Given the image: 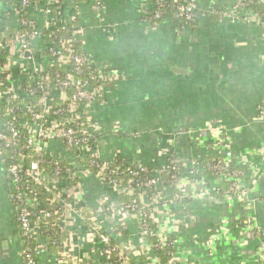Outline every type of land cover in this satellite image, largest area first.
<instances>
[{
  "label": "crops",
  "instance_id": "obj_1",
  "mask_svg": "<svg viewBox=\"0 0 264 264\" xmlns=\"http://www.w3.org/2000/svg\"><path fill=\"white\" fill-rule=\"evenodd\" d=\"M100 1L101 11L93 0L61 2L56 10L63 37L108 69L109 79L103 88L107 98L102 95L99 100L103 104L109 101L111 106L92 111L97 120L92 124L101 133V156L159 168L170 159L181 163L221 156L229 144L232 166L247 174L245 196L239 201L214 193L221 183L216 177L206 180L205 188L195 179H186L180 190L189 195L201 188L211 191L187 198L185 209L175 206L170 215L156 212L154 231L175 240L177 260L183 263L260 264L264 240V111L258 108L264 106L261 29L243 21L233 24L199 18L179 35L176 29L180 21L174 13L154 27H145L143 16L150 12L152 0ZM196 1L200 9L211 7L212 0ZM15 2L0 1V26L19 27L20 10ZM217 2L219 7H228L234 0ZM37 6L43 11L45 3L39 0ZM35 19L42 28L44 15L38 13ZM41 44L37 41L34 50ZM160 128L175 133L167 138ZM135 131L142 135L132 136ZM48 147L65 156L62 143ZM80 181L79 198L84 206L97 216L104 204L119 211L125 230L123 237L114 239L118 250L136 258V264H164L125 212L124 203L94 175L84 173ZM11 190V179L0 161V264H24ZM65 218L64 245L69 256L95 263L99 250L86 233V222L73 210H67ZM239 222L249 223L242 228ZM129 244L133 245L131 251ZM48 261L45 256L38 264Z\"/></svg>",
  "mask_w": 264,
  "mask_h": 264
},
{
  "label": "built area",
  "instance_id": "obj_2",
  "mask_svg": "<svg viewBox=\"0 0 264 264\" xmlns=\"http://www.w3.org/2000/svg\"><path fill=\"white\" fill-rule=\"evenodd\" d=\"M38 1L16 0L15 3L20 10L19 26L26 28L16 36L8 37L3 32L0 33V48L4 47L14 53L13 59L10 57L11 60L6 65L0 66V161L11 179L10 199L16 210L20 256L23 263L38 264L40 258L45 256L50 260L48 264H68L72 260L75 264L82 260L72 259L64 245L67 240L65 212L73 210L77 217L86 222H84L87 224L86 233L98 247L100 258L95 263L130 264V258L114 244V239L122 235L124 230L117 208L104 204L99 211L100 215L97 216L90 207L84 206L85 203L79 198L80 180L84 173L90 174L85 167L87 164L88 168L97 169L95 175L97 180L102 186L106 184V189H110L114 194L127 190L124 184L117 183L113 177L119 174L120 170L126 171L133 179H138L140 185L155 189L157 192L150 196L144 191L141 192L142 202L131 201L125 205V212L136 220L138 230L144 238L151 234L158 236L159 241L154 245L150 244V247L167 249L168 264H187L177 260L179 250L174 242L169 241L167 234L152 230L149 219L154 218L153 214L159 212L158 205L173 202L182 204L186 198L192 196L180 190L179 184L184 173L194 175L195 171L202 167L210 177H216L220 182L227 181L229 184L223 188L219 183L214 188V193L227 197L234 196L237 199L243 198L246 194L243 183L247 177L246 172L232 166L233 150L229 144L226 146L225 158L205 162L199 159L190 173L186 172L189 165L175 159H170L154 173L149 166L135 165L119 158H101L98 147L94 149L90 147L95 135L91 133V128L83 117L90 102L102 97L104 85L109 79L108 69L103 64L95 63L88 54L78 53L76 43L62 35L59 13L56 10L58 3L76 0H40L45 3L43 11L37 10ZM93 1L97 10L101 11L102 2ZM151 2L153 5L151 4L150 8L155 9L143 16L146 28L154 27L162 18L174 13L179 18L178 29L182 32L190 29V25L199 18H209L214 22L233 24L243 21L260 28V36L264 35V11L251 7L254 4L264 6V0H234L228 7H219L217 0H212L211 7L206 10L200 9L196 0ZM38 13L44 15L42 28L35 19ZM51 38L53 41H49ZM39 40L42 41L41 47L34 50V45ZM27 51L30 52V57L25 55ZM55 65L66 67L67 75L63 76L57 72L51 79L49 70ZM86 73L89 78L80 77ZM76 74L79 77H76ZM31 82L35 85L31 86ZM38 95L41 97L36 100L35 97ZM55 98L63 101L65 105L54 106ZM18 100L27 101L23 111L14 107ZM258 108L264 111V106ZM19 111L22 113L20 117L16 115ZM262 123L264 125V119ZM141 135L139 132L138 136ZM225 139L229 140L227 134ZM97 141L98 139L96 143ZM54 142L64 144L71 151L78 148V151L69 154L64 161L73 166L74 163L83 165L84 168L77 170L74 167L73 171L72 168L63 166V159L48 147V144ZM19 145L20 149L13 148ZM30 150L34 151L36 157L29 153ZM114 162L118 164L115 168L111 167ZM165 174L170 175L168 186L165 185L167 181L163 177ZM199 183L203 184L204 181ZM32 184L42 187L44 196L51 203L59 204L60 208L54 212L49 210L37 195H33ZM169 188H175L179 192L172 194ZM88 211L96 215L92 223L86 221ZM239 223L243 228L249 222ZM52 225L66 235L63 248L58 253L49 250L50 247H57V242H48L45 236V232ZM255 228L258 234L262 235L260 227ZM101 229L107 233L101 232ZM128 248L133 250V245L129 244ZM259 254L260 263L264 264V240L261 242ZM115 255L120 263L113 262Z\"/></svg>",
  "mask_w": 264,
  "mask_h": 264
},
{
  "label": "trees",
  "instance_id": "obj_3",
  "mask_svg": "<svg viewBox=\"0 0 264 264\" xmlns=\"http://www.w3.org/2000/svg\"><path fill=\"white\" fill-rule=\"evenodd\" d=\"M16 1V0H14ZM171 0H166L167 3H169ZM152 4V2H151ZM153 5V4H152ZM252 8L254 9H260L261 11H264V6H261V5H258V4H254L251 6ZM153 9L155 8H150V11H152ZM29 17V15H28ZM26 27L24 26H19L18 28H5V27H2L0 26V33L3 32L5 36H16L18 35L21 31H23ZM46 33H49V32H46ZM49 41H53V39H49ZM77 48V52L80 53V54H85L84 52H82L81 50H79V46H76ZM14 55V53L10 52V50L4 48V47H1L0 48V66L1 65H6L10 60L9 58ZM66 70L67 68L64 67V66H58V65H55L53 67H50V70H49V76L51 79L54 78L55 76V73L59 72L61 73L63 76L67 75L66 74ZM77 75V74H76ZM76 77H79L78 75ZM81 78H84V79H87L89 78L88 74H82L80 76ZM31 86L35 85V83L31 82L30 83ZM98 85H101V84H95V86H98ZM26 86H24L25 88ZM40 95L36 96L35 99L36 100H39L40 99ZM26 104H27V101H22V100H18L17 102H15V105L14 107L16 108H19L21 109V111H23L26 107ZM53 104L54 106H58V107H61L63 105H65V103L61 100H59L58 98H55V100H53ZM16 115L18 117H20L22 115V113L19 111L16 113ZM17 122H19L17 120ZM16 122V123H17ZM96 139H98V136H93V140L91 141V145L90 147L92 149L96 148L97 147V143H96ZM64 146V149H63V153L65 154L62 155V154H57V156L59 157H62L64 156L66 159L68 157L69 154L75 152L76 150L78 151V148H75L73 151L71 150H68L67 146ZM15 149H20L21 148V145L17 146V147H13ZM29 153H31L32 155H35L34 151L33 150H30ZM120 159V158H119ZM219 159H222L221 156H217V157H208L207 159L205 160H202V162H205L206 160H209V161H213V160H219ZM62 164L63 166H68L70 168L73 169V171L75 170L74 169V166L69 164L68 161H64L62 160ZM115 166H118V164L116 162L112 163L111 164V167L115 168ZM85 167L87 170H89L90 174L91 175H96L97 173V169L96 168H88L87 167V164H85ZM81 172V171H79ZM115 178V180L117 181V183L119 184H124L125 187L127 188V190H124L120 193H117V194H114L116 196V198L120 201V203H124V206L128 203H130L131 201L133 200H136L138 203H141V198H140V195H141V192H146L147 195H153L155 194L157 191H155V189L153 188H148V187H144L142 185L139 184V180L138 179H133L126 171L124 170H120V173L119 174H116L113 176ZM165 179H167L165 185L168 184V180L170 178V175L169 174H165L163 176ZM168 186V185H167ZM227 186H229L228 182L227 181H222L221 182V187L223 188H226ZM32 187V192H33V195H37L38 198L42 201V203L49 209L51 210L52 212L58 210L60 208V205L59 204H56V203H51L49 199H47V197L44 196V192L42 190V187L38 186V185H34L32 184L31 185ZM103 188L106 189L107 186L106 184H103ZM170 189V192L173 194L174 192H179L177 189L175 188H169ZM187 200V198L185 199ZM86 221L88 223H92L94 221H92L93 218L96 217L95 214H86ZM153 219L154 218H150L149 219V223H150V228L152 230H154V223H153ZM44 231H46V229H43ZM101 232L103 233H107V231H105L104 229H101L100 230ZM45 236L48 238V242H53V241H56L57 242V247H50V251H52L53 253H58L59 251L62 250L63 248V244H64V241L66 240V235L61 232L56 226L52 225L51 228H49L48 231L45 232ZM167 237L169 238V241L171 243H173L175 240L167 235ZM146 239L150 242V244L154 245L155 243H157L159 240H158V236L155 235V234H151L150 236L146 237ZM154 250V253L155 255L157 256V258H159L161 260L162 263L164 264H168L169 260H168V250L167 249H163V248H157V247H154L152 248ZM136 258H131L130 259V263L131 264H136ZM113 262L114 263H120V260L118 259V257L115 255L113 256ZM68 264H74L73 260L71 262H69ZM75 264H98V263H93L91 261H88L87 259H82L80 261H77V263ZM261 264V263H260Z\"/></svg>",
  "mask_w": 264,
  "mask_h": 264
},
{
  "label": "rangeland",
  "instance_id": "obj_4",
  "mask_svg": "<svg viewBox=\"0 0 264 264\" xmlns=\"http://www.w3.org/2000/svg\"><path fill=\"white\" fill-rule=\"evenodd\" d=\"M176 31H177V34L179 33V35L182 33V31H179V29H176ZM11 59H13V58H11ZM10 59V60H11ZM108 91H112L111 89H108L107 90V92ZM103 95V97L104 98H107V97H105V94L103 93L102 94ZM107 95H108V93H107ZM109 96V95H108ZM112 98H114V97H112ZM99 100V99H98ZM98 100L96 101V100H94L93 102L91 101L90 102V104H89V107H88V110L84 113V120H86V122L88 123V125H89V127L91 128V133L93 134V135H96V136H98V138H99V135H101V133H100V130L96 127V126H94L93 124H95L96 125V122H97V120L95 119V117L93 116V114H92V111H93V109H95L96 107H98L97 109H102V107H109V106H111V105H109V101H107L106 103H101V101L100 102H98ZM109 100V99H108ZM95 120V123H94V120ZM93 123V124H92ZM160 130H162V132H164V134H166L167 136V138H170V136H172L173 134L172 133H175L174 131H167V130H165V129H163V128H160ZM138 135H139V132L138 131H135L133 134H132V136H134V137H138ZM115 136H117V135H115ZM97 147L98 146H100V143H99V141H97ZM99 153L101 154V152H100V150H99ZM221 156H223L224 157V153H222L221 154ZM101 157V156H100ZM63 160H66V158L64 157V156H62L61 157ZM101 158H103V159H105L103 156L101 157ZM225 158V157H224ZM226 159H228V158H226ZM197 160H199V159H191V160H187V161H185V162H183V164L184 163H186L187 165H189V167L187 168V170H186V172L187 173H190V171L192 170V168H194L195 166H196V162H197ZM185 165V164H184ZM160 168V167H159ZM159 168H152L153 169V171H154V173H156L155 171H157V169H159ZM208 173H205V170H202V167L200 168V169H197L196 171H195V173H194V175H190V174H186V173H184L183 174V177H182V179L180 180V184H179V187L181 188V185L182 184H184L185 183V180L186 179H195V180H197V183H199V182H203L204 181V183L203 184H201V183H199L202 187H204L205 188V186H208V183H206V180L207 181H210V175H207ZM99 183H100V181H99ZM244 183V187H245V189L247 188V186L248 185H246L245 184V182H243ZM204 188H201L198 192H197V194H191L192 196H194V195H203L202 193L204 192L205 194H204V196H206L211 190V188L210 189H207V191L206 190H204ZM108 190H110V189H108ZM108 192H112L111 190L110 191H108ZM113 193V192H112ZM222 195V194H221ZM225 196V195H224ZM230 196V195H229ZM241 198V197H240ZM240 198H237L238 200H240ZM175 206H180V208H183V209H185V206H184V203H182V204H179L178 202H173V203H171V204H166V205H164V204H160V205H158V208H157V210L159 211V213H164L165 215L167 214V215H170V213H171V209H173V208H175ZM155 215H156V213H154L153 214V216L155 217ZM133 219V218H132ZM134 220V219H133ZM135 222H136V220H134ZM137 224V223H136ZM256 226H258V225H256ZM125 230V229H124ZM127 230V229H126ZM124 232V231H123ZM140 233V232H139ZM118 237H123V235L121 236H118ZM130 237V236H129ZM127 238H128V236H127ZM128 239H130V238H128ZM125 242H127V241H125ZM131 251V250H130Z\"/></svg>",
  "mask_w": 264,
  "mask_h": 264
},
{
  "label": "water",
  "instance_id": "obj_5",
  "mask_svg": "<svg viewBox=\"0 0 264 264\" xmlns=\"http://www.w3.org/2000/svg\"><path fill=\"white\" fill-rule=\"evenodd\" d=\"M0 1H1V0H0ZM25 55H26L27 57H30V52L27 51ZM174 70H178V69L174 68ZM179 71H181V70H179ZM74 167H75L77 170H82V169L84 168L83 165H78L77 163H74Z\"/></svg>",
  "mask_w": 264,
  "mask_h": 264
}]
</instances>
